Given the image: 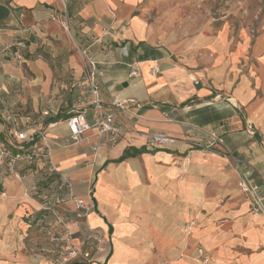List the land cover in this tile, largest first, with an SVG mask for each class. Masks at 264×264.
Segmentation results:
<instances>
[{
  "label": "crops",
  "instance_id": "1",
  "mask_svg": "<svg viewBox=\"0 0 264 264\" xmlns=\"http://www.w3.org/2000/svg\"><path fill=\"white\" fill-rule=\"evenodd\" d=\"M142 1L68 0L77 45L97 40L92 50L103 101L142 103L113 108L124 129L113 145L92 130L71 147L51 144L52 161L88 209L79 216L73 200L60 207L73 243L89 250L94 233L102 239L92 260L71 264H202L198 247L209 264H264V211L253 210L238 186L241 169L249 170L264 193V28L255 42L247 32L241 41L224 32L180 41L146 18ZM57 4L0 0V140L38 126L53 139L67 136L66 119L79 97L88 120L96 119L88 89L71 88L84 68L50 18ZM20 41L25 48L17 47ZM132 65L139 76L129 75ZM155 132L176 141L149 148ZM211 132L222 145L192 147ZM37 172L25 163L14 171L0 163V264L52 262L44 252L27 251L44 245L34 241L41 215L31 192Z\"/></svg>",
  "mask_w": 264,
  "mask_h": 264
},
{
  "label": "built area",
  "instance_id": "2",
  "mask_svg": "<svg viewBox=\"0 0 264 264\" xmlns=\"http://www.w3.org/2000/svg\"><path fill=\"white\" fill-rule=\"evenodd\" d=\"M50 18L60 21L67 31L73 30L72 18L68 12V0H58V4L52 9ZM97 40L94 41L96 43ZM93 43V44H94ZM92 44V45H93ZM92 45L80 47L77 45V50L84 68V74L81 79L74 81L71 88L86 87L92 96L91 103L96 111V119L90 122L85 113L82 98H78V105L67 117L66 122L69 129V134L60 139H53L45 132V127H37L34 131L28 132L26 129H14L11 131L7 139L0 140V163L4 162L6 168L14 171L22 164H29L37 172V178L31 187V192L41 204V214L52 218L55 236L54 243L65 245L63 250L56 252L57 256L53 261L54 264H68L71 260L82 258L92 260L93 252L102 249V239L99 233L92 235V244L89 250H81L73 243L74 235L68 228V220L60 209L61 205L68 200H73L76 203L79 216H83L87 212V208L82 199L77 198L73 192V181L68 175L60 174L56 164L51 159V144H57L63 147H71L75 144L83 142L86 137L85 133L89 130L95 132L99 137H106L111 145L117 143L124 131L122 125L118 122L113 108H121L129 111L127 104L135 105L139 108L142 103L135 99L118 100L113 99L106 104L101 98V84L99 61L92 50ZM18 48H25V41L17 43ZM123 46L121 50L125 51ZM14 55L18 59H22L23 55L19 49L14 51ZM111 58V53H107ZM158 67L153 66L151 71L158 72ZM139 68L135 65L131 66L130 76H139ZM2 89L0 85V90ZM49 111L44 112V116H48ZM139 116V114H135ZM39 125V124H38ZM54 123H49L46 126L51 127ZM254 133V131H252ZM176 138L164 132L153 133L148 140L149 148H163L174 143ZM222 138L215 132L209 133L205 139H193L192 147L202 150L214 151L218 146L222 145ZM27 142H34L33 146H27ZM37 143L41 145H37ZM228 156V152H223ZM238 186L241 191L251 199L252 208L255 211H264V193L261 186L251 179L249 170L241 169ZM40 221V230L42 229L43 219L37 217ZM49 219L48 217L46 218ZM43 227V226H42ZM54 244V245H55ZM197 253L202 264H209L210 257L206 254L203 247L197 248Z\"/></svg>",
  "mask_w": 264,
  "mask_h": 264
},
{
  "label": "rangeland",
  "instance_id": "3",
  "mask_svg": "<svg viewBox=\"0 0 264 264\" xmlns=\"http://www.w3.org/2000/svg\"><path fill=\"white\" fill-rule=\"evenodd\" d=\"M140 11L152 23H159L169 36L179 40L190 39L199 33L224 32L227 38L241 41L243 32L249 33L253 42L264 28V0H143ZM60 27L68 40L76 49L77 43L74 30L67 31L58 20ZM49 218L48 220L46 218ZM40 215L43 219L41 230L38 226L37 243L44 245H29V254L44 252V257L51 259V264L57 256L56 252L63 250L65 245L57 246L52 218ZM55 244V245H54ZM75 245V244H74ZM76 246V245H75ZM82 258L71 260L68 264ZM78 261V262H79Z\"/></svg>",
  "mask_w": 264,
  "mask_h": 264
}]
</instances>
